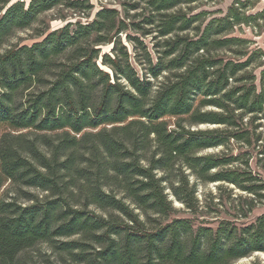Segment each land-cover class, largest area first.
I'll use <instances>...</instances> for the list:
<instances>
[{
    "label": "trees",
    "instance_id": "1",
    "mask_svg": "<svg viewBox=\"0 0 264 264\" xmlns=\"http://www.w3.org/2000/svg\"><path fill=\"white\" fill-rule=\"evenodd\" d=\"M214 1L93 13L90 0H0V49L43 13L82 18L0 52V264H34L38 245L44 264H236L264 252V214L213 229L175 217L169 199L196 213L191 175L250 194L248 212L264 201L249 166L252 151L264 160V52L232 35L264 10L191 8ZM233 142L251 151L234 155Z\"/></svg>",
    "mask_w": 264,
    "mask_h": 264
},
{
    "label": "rangeland",
    "instance_id": "2",
    "mask_svg": "<svg viewBox=\"0 0 264 264\" xmlns=\"http://www.w3.org/2000/svg\"><path fill=\"white\" fill-rule=\"evenodd\" d=\"M15 1H24L25 3L28 2V0H11V3H14ZM234 0H215L211 3H200L198 5L192 6V9H195V11H201V10H207L210 12L215 13V16H219L223 14L226 9L229 7V5ZM91 4L94 5L93 13L100 10L101 6H107L109 8L118 9L120 12H122V9L124 8V4H128L129 0H114V1H103V0H90ZM264 10V0H259L258 3L250 9V14H257L260 11ZM61 13H67L66 20L59 19V15ZM59 12V8L43 13L39 17V21L33 25L29 30H23V31H17L15 33V36L12 37L9 42L1 47L0 52L12 45H19V46H30V44L34 42H39L41 38H37L38 34L41 33L45 28H48L49 31H54L60 28L61 26L75 21L82 19L78 16L71 14V12ZM92 13V14H93ZM132 13V12H130ZM88 19V18H87ZM86 20L83 19L82 22H85ZM259 27H248V26H242L235 30V32L232 34L233 36H237L243 39L250 40L252 42L251 48L252 49H261L264 52V20H260L257 23ZM122 39L124 41V36H122ZM150 38H146L145 42L148 43ZM103 52H109L111 49V46H101ZM262 66L260 68L255 70V75L257 76L256 84L258 85L260 70L264 69V59L260 60ZM259 62V64H260ZM259 123H261V127L259 128V132H263L262 135V142L264 144V120H261ZM198 129L204 130V129H214L216 126L213 125H201L197 127ZM232 153L238 154L243 152L251 151L250 148H244L242 146H239L236 143H232L231 146ZM222 151V148L219 147V149H209L206 150L203 154L209 153V154H219V152ZM252 157L250 162V168L251 171H253V175L256 176L258 179H261L264 183V160L262 162L257 163V160L259 159V156L256 155V151H252ZM248 157L244 156L242 158V161H247ZM243 167V166H242ZM189 181L196 182L197 192H196V198L199 202V208L196 211L195 214H189L185 211L183 205L179 202H176L171 196H169V199L171 200L174 208L179 212L175 217H184V218H194V222L197 225L202 226H209L213 229L217 227L221 221H228L233 224H236L237 226H243L250 224L257 216H260L264 214V201L255 202L254 208L249 210V202L250 198L252 196L249 194H246L245 192H242L235 186H232L230 184H227L225 182L220 183H206L205 185H202L201 183L195 181V178L191 175H189ZM168 192V190L166 191ZM169 194V193H168ZM170 195V194H169ZM45 254H49V251L45 245H38L34 248V250H31L27 252L28 258L34 263V264H44L42 262V256ZM52 258V257H51ZM55 263V262H54ZM57 264V263H55ZM236 264H264V252H255L251 254L250 257L241 259L237 261Z\"/></svg>",
    "mask_w": 264,
    "mask_h": 264
}]
</instances>
